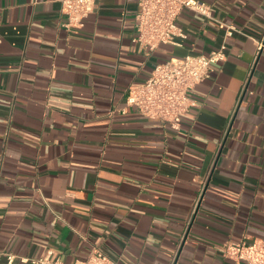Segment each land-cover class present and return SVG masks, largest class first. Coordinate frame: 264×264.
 Wrapping results in <instances>:
<instances>
[{
  "label": "crops",
  "instance_id": "1",
  "mask_svg": "<svg viewBox=\"0 0 264 264\" xmlns=\"http://www.w3.org/2000/svg\"><path fill=\"white\" fill-rule=\"evenodd\" d=\"M199 1L211 18L184 10L145 53L135 1L72 31L58 0H0V264H244L223 245L264 239V0ZM222 45L178 128L126 106L155 65Z\"/></svg>",
  "mask_w": 264,
  "mask_h": 264
},
{
  "label": "built area",
  "instance_id": "2",
  "mask_svg": "<svg viewBox=\"0 0 264 264\" xmlns=\"http://www.w3.org/2000/svg\"><path fill=\"white\" fill-rule=\"evenodd\" d=\"M61 13L67 18L66 27L80 30L84 21L96 9L97 0H58ZM137 3L135 31L133 40L141 51L153 53L163 45L175 44L177 37H184L178 26V17L184 10L195 12L211 18V6L199 0H127ZM239 31L227 27L226 35L233 36ZM262 43L258 49L261 50ZM226 59V46L222 45L209 55L186 56L171 59L154 67L151 77L142 85L132 88L126 97V106L136 108L149 119L159 120L178 128L182 118L193 107H198L190 92L211 78L214 66ZM222 255L235 263L264 264V239L252 244L227 242L222 247ZM14 261L8 257L9 264ZM22 263L31 264H65L50 257L39 259H22ZM74 264H118L103 252L94 249L84 260Z\"/></svg>",
  "mask_w": 264,
  "mask_h": 264
}]
</instances>
